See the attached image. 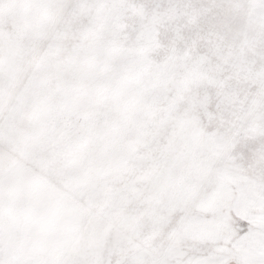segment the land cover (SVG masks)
<instances>
[{
	"label": "snow or ice",
	"instance_id": "snow-or-ice-1",
	"mask_svg": "<svg viewBox=\"0 0 264 264\" xmlns=\"http://www.w3.org/2000/svg\"><path fill=\"white\" fill-rule=\"evenodd\" d=\"M0 264H264V0H0Z\"/></svg>",
	"mask_w": 264,
	"mask_h": 264
}]
</instances>
